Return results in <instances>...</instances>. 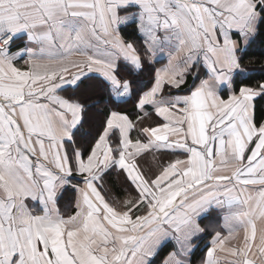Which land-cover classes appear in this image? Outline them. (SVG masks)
I'll use <instances>...</instances> for the list:
<instances>
[{
	"label": "snow or ice",
	"instance_id": "snow-or-ice-1",
	"mask_svg": "<svg viewBox=\"0 0 264 264\" xmlns=\"http://www.w3.org/2000/svg\"><path fill=\"white\" fill-rule=\"evenodd\" d=\"M0 264H264V0H0Z\"/></svg>",
	"mask_w": 264,
	"mask_h": 264
},
{
	"label": "trees",
	"instance_id": "trees-1",
	"mask_svg": "<svg viewBox=\"0 0 264 264\" xmlns=\"http://www.w3.org/2000/svg\"><path fill=\"white\" fill-rule=\"evenodd\" d=\"M110 182L116 185V191L119 192L120 191L119 182L116 180L115 176H113L112 178H110Z\"/></svg>",
	"mask_w": 264,
	"mask_h": 264
},
{
	"label": "crops",
	"instance_id": "crops-1",
	"mask_svg": "<svg viewBox=\"0 0 264 264\" xmlns=\"http://www.w3.org/2000/svg\"><path fill=\"white\" fill-rule=\"evenodd\" d=\"M111 183V182H110ZM197 259L199 258V254H197V257H196Z\"/></svg>",
	"mask_w": 264,
	"mask_h": 264
}]
</instances>
